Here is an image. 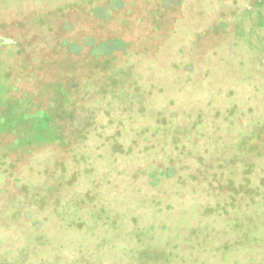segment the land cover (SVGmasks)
Returning <instances> with one entry per match:
<instances>
[{
    "label": "rangeland",
    "instance_id": "374dc122",
    "mask_svg": "<svg viewBox=\"0 0 264 264\" xmlns=\"http://www.w3.org/2000/svg\"><path fill=\"white\" fill-rule=\"evenodd\" d=\"M252 1L170 0L156 29L112 0H0V38L38 42L0 39V139L43 141L0 154V264H264ZM66 89L57 137L32 103Z\"/></svg>",
    "mask_w": 264,
    "mask_h": 264
},
{
    "label": "flooded vegetation",
    "instance_id": "af4514ba",
    "mask_svg": "<svg viewBox=\"0 0 264 264\" xmlns=\"http://www.w3.org/2000/svg\"><path fill=\"white\" fill-rule=\"evenodd\" d=\"M113 3H120V7L125 9V17L124 19L126 21H128L129 23H133V25H136V23L142 22V20H146V22L151 21V23L155 26L156 29L162 28L164 26H167L170 24L169 18L164 17L165 15V11L170 9V0H112ZM263 0H253L251 2V4L246 7L245 10L247 11H251V12H255L257 11L261 6ZM164 3H166V5H164ZM168 4V5H167ZM106 10H110L109 8ZM108 15L110 18L112 17V12L107 11ZM125 20L124 23H127ZM38 22L41 23V27H50L53 23L51 22H47L45 19H38ZM81 22H79L80 24ZM26 25H24V28ZM219 27V26H218ZM217 27V28H218ZM52 28V26L50 27ZM222 28V27H221ZM141 36V35H140ZM23 38H24V42L18 38H0L1 42L3 43V46L1 47V49H7V50H12L11 53L13 51H17L20 50L19 52H23L24 48H28L31 46H34V44H37L38 42H34L33 39H26L23 33ZM88 39V38H87ZM44 41V40H42ZM119 41L120 43H123L124 45H130V43H125V40L123 39H109L108 41H106V43H114ZM104 44H97L96 49L102 47ZM25 46V47H24ZM105 46V45H104ZM95 47L93 48V50L95 49ZM92 50V49H91ZM92 50V51H93ZM81 51V49H80ZM6 55H8V53H5ZM264 62V59H263ZM68 91L66 89L65 94L63 93V96H61V101H59L58 99H54L51 97V95H49V93L44 92V99L45 102H38V103H32L33 105H37V109L43 110V112L48 113L50 115V119H51V124H53L54 128L53 134H56L55 136H61L60 135V119H62V116H58L59 114L63 115L65 113V110H67L66 108H68L70 106V102L71 100H73V96L68 95ZM32 99V97L30 98ZM47 102V104H46ZM0 136L6 135L9 132L13 131L11 130V128H7V129H0ZM41 138H43L44 136L47 138L49 137V132H41ZM48 134V135H47ZM52 134V135H53ZM16 138L12 139V140H4L3 138L0 139V154L1 155H8L10 153L13 152H18L21 151L23 153H25L26 151L28 152L30 149H32L33 145H36L37 143L43 142L42 140H27L25 142H22V144L20 145V143L18 144L15 141Z\"/></svg>",
    "mask_w": 264,
    "mask_h": 264
}]
</instances>
